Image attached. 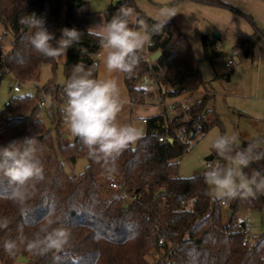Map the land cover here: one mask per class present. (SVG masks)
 I'll return each instance as SVG.
<instances>
[{
  "label": "trees",
  "instance_id": "trees-1",
  "mask_svg": "<svg viewBox=\"0 0 264 264\" xmlns=\"http://www.w3.org/2000/svg\"><path fill=\"white\" fill-rule=\"evenodd\" d=\"M193 1L229 9L246 18L254 26V32L236 46L252 61L258 52L264 56V29L250 14L224 0ZM64 5L65 27L83 33L81 41L66 53L64 83L71 76L73 66L79 63L86 68L95 65L93 71L97 75L98 54L102 49L94 37L88 36L89 0H0V26L5 34L12 35L7 53L3 54L0 43V62L20 84L39 81L46 64L51 65L55 74L57 65V58H46L33 50L27 40L30 30L21 22L22 18L35 13L44 19L45 27L58 39ZM122 5L135 9L149 26L154 23L135 0H121L110 5L103 11L106 21ZM201 38L205 59L214 65L222 54L218 40H209L207 34H202ZM156 51L162 53L157 60H145L147 54ZM198 63L188 36L174 20L168 21L159 34L152 36L150 46L141 53L138 66L131 74H124L132 101L149 102L147 97L143 98L148 89L139 86L145 75L155 80L152 86L158 93L168 97L177 98L202 90L207 93L203 102L192 109L191 119L175 125L185 124L188 131L193 129L194 137L176 135L173 143L159 141L163 132L157 121H162L163 112L150 117L137 145L129 146L117 157L114 171H109L113 167L111 161L105 164L90 157L77 138L73 143L66 140L60 130L62 107L55 108V103H65V97L60 99V95L64 96V83L57 84L55 76L47 85L38 88L37 95L17 96L8 102L7 113L0 110V147L36 138L43 148L38 155L45 170L44 181L36 185L33 197L23 205L7 197L11 187L6 179H0V221L7 219L9 222L6 229H0V264H264V233L251 237L244 245L243 226L236 214L242 205L264 208V195L227 201L233 212L225 220L222 200L208 194L203 175L178 176L179 158L189 150L190 141L219 123L215 111L208 107L213 93L208 91ZM45 96L54 102L49 115L56 123L57 144L40 117V103ZM213 112L211 122L208 117ZM249 143L252 142L242 141L239 149L247 148ZM260 150L264 147L260 146ZM58 152L67 159L84 155L87 158L85 170L76 176L67 174ZM254 170L264 174V159L244 169L249 175ZM115 179L135 192L138 198L125 200L117 192L111 196L109 182ZM160 189L165 192L154 198ZM49 207L55 209L56 217L70 233L68 244L44 255L31 253L23 246L14 253L5 251V241L15 240L21 233L30 237L37 231L39 224L36 222L47 214ZM161 237L165 239L163 243L159 242ZM20 254L30 256V260L18 263Z\"/></svg>",
  "mask_w": 264,
  "mask_h": 264
},
{
  "label": "clouds",
  "instance_id": "clouds-1",
  "mask_svg": "<svg viewBox=\"0 0 264 264\" xmlns=\"http://www.w3.org/2000/svg\"><path fill=\"white\" fill-rule=\"evenodd\" d=\"M174 15L170 8L162 6L149 26L135 9L122 5L110 20L88 29V36L94 37L102 49L106 74L94 75L95 65L86 68L79 63L73 66L71 76L63 85L65 125L87 148L90 157L105 164L111 161L113 167L109 171L115 170L117 157L141 136L139 128L118 118L128 102L119 87L118 75L133 72L144 48L150 46L152 36L159 34ZM21 22L30 30L28 43L46 58L66 56L68 49L83 36L76 28L65 27L57 39L45 27L44 19L35 13ZM210 148L224 161L207 164L203 173L212 198L227 202L264 195V174L254 170L249 175L244 171L253 162L264 159V150H260L258 142L239 149L237 135L218 134L211 140ZM41 151L43 148L34 137L0 147V179H6L11 187V192L6 194L9 199L23 205L33 197L36 185L44 181V165L38 155ZM8 223L7 219L0 221V229H6ZM36 223L39 228L30 237L21 233L17 239L5 241V251L14 253L23 246L31 253L44 255L68 244L70 233L52 207Z\"/></svg>",
  "mask_w": 264,
  "mask_h": 264
},
{
  "label": "rangeland",
  "instance_id": "rangeland-1",
  "mask_svg": "<svg viewBox=\"0 0 264 264\" xmlns=\"http://www.w3.org/2000/svg\"><path fill=\"white\" fill-rule=\"evenodd\" d=\"M65 13L66 6L64 5L62 29L65 28ZM217 32L220 31H215L214 36ZM0 35L2 36L0 43L3 47V54H5L11 48L12 35L11 33L5 34L2 26H0ZM201 36L202 34L190 33L188 38L199 61L200 74L213 93V97L208 102V107L215 111L219 123L213 125L206 133L198 134L196 138H193L190 141L189 150L179 158L178 176L184 178L203 175L207 170L206 165L209 163H223L210 148L211 140L218 134H235L238 136V144L242 141H257L262 145L264 142V108L261 107L256 95L258 91H264V62L255 64L251 59L245 57L243 50L232 43L230 38L223 35L222 38H216L220 42L218 47L221 48L222 54L216 58L214 65H212L205 59ZM230 57L234 62L232 66H227ZM65 58L66 56L57 57L55 74L51 65L46 64L42 67L39 81L20 84V91L18 92L12 89L17 84V80L0 62V110L7 113L9 111L7 103L17 96L37 95L38 88L47 85L54 76L57 84L64 83L63 63ZM146 97L149 102L158 104L159 93L155 87L151 85L148 87L143 98ZM63 98V95H60V99L63 100ZM174 99V97H168L166 102H173ZM47 101L46 107L40 111V117L44 125L50 129L54 143L57 144L56 123L49 115L52 107V100L49 96ZM63 105V102L55 103V108ZM213 113L209 114L208 117L211 122L214 120L215 113ZM60 130L67 133L66 140L68 142L73 143L76 140L65 123L60 124ZM137 143L138 141L133 146H136ZM211 155H213V159L208 160L207 157ZM58 156L63 162L67 174L76 176L85 170L87 158L84 155H75V161L63 157L59 152ZM110 195H116V192L112 190ZM223 214L224 219L227 220L228 205L223 206ZM236 214L239 222L249 223L251 237L264 233V208H250L242 205Z\"/></svg>",
  "mask_w": 264,
  "mask_h": 264
},
{
  "label": "crops",
  "instance_id": "crops-1",
  "mask_svg": "<svg viewBox=\"0 0 264 264\" xmlns=\"http://www.w3.org/2000/svg\"><path fill=\"white\" fill-rule=\"evenodd\" d=\"M113 0H89L91 13L88 16L87 28L94 27L100 24L103 20L106 21L103 13ZM137 6L150 17L157 15L159 9L163 7L170 8L173 13H176L168 21L173 19L180 29L189 36L190 33L207 34L209 40L222 38L223 35L230 38L235 45L239 44L242 39L251 35L254 32V26L242 15L229 9L204 5L193 0H135ZM238 9L250 14L256 24L264 29V0H224ZM219 30L220 37H215L214 32ZM217 45L220 42L217 41ZM147 47V46H146ZM145 47V48H146ZM102 50L98 54L99 65L97 76L106 74L102 63ZM255 64L264 62V56L258 52L256 55ZM227 65V64H226ZM119 87L122 94L127 98V104L119 115V120L123 123H131L141 130V136L144 134L147 123L144 119H148L155 115L161 114V108L147 102L145 104H137L132 101V97L125 83L124 74L118 75ZM206 91V90H205ZM212 93V90L208 88ZM257 100L264 108V91L257 92ZM67 137V133L63 132ZM139 138V139H140ZM139 139L137 141H139ZM257 142V141H256ZM131 144L129 146H133ZM264 147L263 144H259Z\"/></svg>",
  "mask_w": 264,
  "mask_h": 264
},
{
  "label": "built area",
  "instance_id": "built-area-1",
  "mask_svg": "<svg viewBox=\"0 0 264 264\" xmlns=\"http://www.w3.org/2000/svg\"><path fill=\"white\" fill-rule=\"evenodd\" d=\"M2 39V36L0 35V41ZM150 53L146 55L145 60L150 62L152 61L149 57ZM234 60L230 57L227 61V66H232ZM155 80L151 78L149 75H145L141 82L139 83V86L143 89H148V87L153 85ZM14 91L18 92L20 91V83L17 81V84L13 86L12 88ZM207 92L205 90L186 94L181 97H177L174 99V101L166 102V99L168 96L163 93H159V101L158 106L161 108L163 112V119L162 121H157V124L159 128L162 130L163 133H161L158 137L159 141H168L169 143H173L176 135L178 136H187V137H194L195 132L194 130H187V126L185 124L175 127L176 123L178 122H185L189 121L191 119L190 113L192 109L203 102L204 95ZM64 97V96H63ZM47 96H45L41 100V108L46 107L47 104ZM52 102V101H51ZM8 104V103H7ZM54 104V102H52ZM62 121L64 122V116H62ZM144 122L147 123V119H144ZM109 188L115 192H117V195L119 197H122L125 200L133 201L136 200L137 194L135 192L129 191V189L120 181L117 179L111 180L109 182ZM223 206H227L228 203L225 201H222ZM251 238L250 234V225L249 223H244L243 225V238L242 243L246 245ZM164 237H161L159 242H164Z\"/></svg>",
  "mask_w": 264,
  "mask_h": 264
},
{
  "label": "water",
  "instance_id": "water-1",
  "mask_svg": "<svg viewBox=\"0 0 264 264\" xmlns=\"http://www.w3.org/2000/svg\"><path fill=\"white\" fill-rule=\"evenodd\" d=\"M121 0H114L113 1V5H116V4H118V2H120ZM215 37H220V33L219 32H217L216 34H215ZM161 51H156V52H153V53H150V55H149V57H150V59L152 60V61H155V60H157L160 56H161ZM75 159H76V157L75 156H72L71 157V160L72 161H75ZM207 159L208 160H211V159H213V155H211V156H209V157H207ZM165 192V189H160V190H158L156 193H155V195H154V198H156L159 194H161V193H164ZM127 206V205H126ZM232 210H229V216L230 215H232ZM242 224V226L244 225V222H242L241 223ZM30 260V258L29 257H27V256H25V255H23V254H20L18 257H17V262L18 263H24V262H27V261H29Z\"/></svg>",
  "mask_w": 264,
  "mask_h": 264
}]
</instances>
